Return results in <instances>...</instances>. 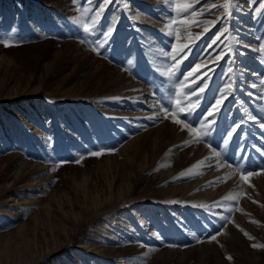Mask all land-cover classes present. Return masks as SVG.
Here are the masks:
<instances>
[{"label": "rangeland", "instance_id": "1", "mask_svg": "<svg viewBox=\"0 0 264 264\" xmlns=\"http://www.w3.org/2000/svg\"><path fill=\"white\" fill-rule=\"evenodd\" d=\"M100 3L0 0V264H264V0H199L217 7L172 35L166 0H112L86 34ZM193 90L176 118L207 117L199 141L171 118Z\"/></svg>", "mask_w": 264, "mask_h": 264}, {"label": "snow or ice", "instance_id": "2", "mask_svg": "<svg viewBox=\"0 0 264 264\" xmlns=\"http://www.w3.org/2000/svg\"><path fill=\"white\" fill-rule=\"evenodd\" d=\"M73 4L77 3V0H72ZM167 3H169L171 6H174V11L177 13L178 16H182V19L177 20L175 17H173L169 23H167L165 25V28L162 30H166L167 33L169 35L173 34L174 31V26L176 25H180V26H184L185 31H187V29L189 27H191L193 24H199L201 23L200 21H198L197 19H195V17H197L198 15H202L203 12L205 11H209V7L210 8H216L217 5L216 4H212L210 6H206L205 8L202 9V11L200 13L193 11V5L194 3H199V0H166ZM112 3V0H102V3H100L99 7L97 9L94 10V15H92L90 22L87 23H83V31L84 33L88 34L92 31H94L100 21L101 15L104 12L105 8ZM232 3L233 0H224V4L222 5L223 10H224V15L225 16H230L231 15V7H232ZM125 7H127V5H124ZM88 13V9H84L83 12L81 13L82 16L87 15ZM219 19V18H218ZM75 22L77 24L82 23L81 19L79 17L75 18ZM216 20L213 21H204L203 23L208 24L210 26L215 25L216 24ZM209 31V27H205L203 29V32L199 33L196 35V39H199V37L201 35H203L204 33ZM223 31H227V29L225 28ZM112 29L109 28V30L107 32L104 33V35L107 37L109 35H111ZM177 35H179L178 31H177ZM221 33H217V37L216 39L218 40L220 38ZM191 33H188V38H189V43L192 42L191 40ZM213 43H216V40L213 41ZM0 44H3L4 47H9L11 44L10 40H4V39H0ZM189 45L188 44H183L180 46H173V51L171 53H165V55L171 56L172 60L174 61V63L172 64V66L170 68H167L164 72L163 75L168 76V77H173L176 74V71L179 70V66L181 63V60L186 58L184 57L182 54L185 52L186 49H188ZM211 47V45L209 46ZM259 51L264 52V43H262L260 45ZM225 53L223 51H221V53L216 57V60L219 61L220 59H222L224 57ZM205 67L204 65H197L195 68L192 69V71H190L189 73H187V76L185 77V79H187L188 77H193L192 83H195V80L199 78L198 75H194L196 73L199 72V69ZM209 71H211V69H209ZM232 69H229V72H231ZM261 83H264V80L261 81ZM188 87L190 88V85L186 86L184 84V82L182 81L180 83V87L179 89H177V96H183L184 100L187 101L188 100V96L185 95L184 93V89ZM252 87H256V85H252ZM232 88V84H226L225 88L222 90L223 91H227L230 90ZM204 91L203 88L199 89V92L202 93ZM191 95L194 97H197V99L195 101H191L189 102L186 107H180V101H177L176 107L172 109V111L176 114L174 116H172V122L179 124V125H183V128H187V130L189 131L190 134H195L194 135V139L199 141L202 137H206L208 136L209 130H208V125L211 124L212 122L207 120V117L205 118L204 121H201V125H200V130L198 131L197 128L192 127L190 124L185 123L184 120L181 119H177L176 116L179 115L180 112H185L186 115H190L192 112H194L196 110V108H198L200 106V100L198 98L199 93H197L195 90H193L191 92ZM226 99V97H224L223 95H221L220 98H218L215 102L214 105H212V109L208 112V116H212L215 112L219 111L220 106L223 104L224 100ZM162 111L166 114L165 118H168L167 113L169 111L168 108H164L162 109ZM152 117H150L151 119ZM249 119L252 120H256L255 116H249ZM237 127H239V125H237ZM261 127H264V124H261ZM183 128L181 130H183ZM233 131H235V129H233ZM232 132L228 133V137L230 138L232 136ZM184 144H187L188 141H184ZM228 143V140H225V144ZM104 151H108V152H114L116 151L115 149H105V150H101V151H97V152H91L89 153V155L91 156H101ZM214 155H219V153H216L214 151L213 153ZM167 155V153H166ZM83 157H80L79 159L73 161L76 164H80L81 161L83 160ZM207 159V158H205ZM61 163H67V161H62ZM202 162H197V165H200ZM164 167H168L170 166V164H165L163 165ZM223 166V165H220ZM228 167H232V165H227ZM193 167H197L196 165H194ZM56 169H52V171H55ZM189 174L191 173V170H187ZM198 174V173H197ZM258 173H253V172H241V180L247 181V177L253 176V175H257ZM222 199L224 200H235L236 196L233 195H226L224 196ZM229 211H231V209H229ZM254 223H258L257 221H252ZM246 236L248 235V233H244ZM217 235H220V233H217ZM250 239H252V237H249ZM210 240L212 241H216V236H211ZM199 242V241H198ZM253 248L256 247H264V245H258V244H253L252 245ZM145 255H147V253H145ZM228 259H232L231 257H228Z\"/></svg>", "mask_w": 264, "mask_h": 264}]
</instances>
